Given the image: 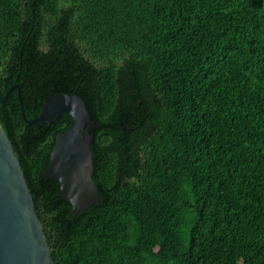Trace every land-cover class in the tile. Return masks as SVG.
<instances>
[{
	"label": "trees",
	"instance_id": "16d2710c",
	"mask_svg": "<svg viewBox=\"0 0 264 264\" xmlns=\"http://www.w3.org/2000/svg\"><path fill=\"white\" fill-rule=\"evenodd\" d=\"M0 123L54 264H264V0H0ZM99 126L102 201L44 179L72 125Z\"/></svg>",
	"mask_w": 264,
	"mask_h": 264
},
{
	"label": "water",
	"instance_id": "95a60500",
	"mask_svg": "<svg viewBox=\"0 0 264 264\" xmlns=\"http://www.w3.org/2000/svg\"><path fill=\"white\" fill-rule=\"evenodd\" d=\"M16 88L13 86L0 103ZM21 111L28 124L53 123L65 113L72 117L71 127L56 137L43 178L59 183L62 199L71 204L73 215L100 203L91 148L92 134L99 125L93 122L84 99L64 93L52 95L33 120L26 119L22 101ZM34 199L14 146L0 123V264H54Z\"/></svg>",
	"mask_w": 264,
	"mask_h": 264
}]
</instances>
